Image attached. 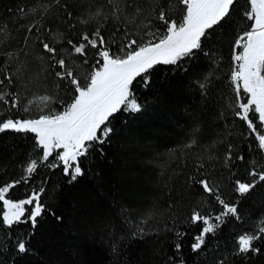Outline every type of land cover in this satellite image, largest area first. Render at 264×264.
Segmentation results:
<instances>
[{
  "label": "trees",
  "instance_id": "trees-1",
  "mask_svg": "<svg viewBox=\"0 0 264 264\" xmlns=\"http://www.w3.org/2000/svg\"><path fill=\"white\" fill-rule=\"evenodd\" d=\"M84 3L85 0H61V5L66 4L67 10L78 18ZM143 3L153 7L163 5L172 18H181L183 6L179 0H143ZM43 5L48 6L47 13ZM247 7V0H237L229 23L210 30L202 40L203 50L195 56L175 66H156L149 74L147 86L140 78L134 82V95L143 110L136 114L122 110L112 118L110 126L114 131L109 141L103 146L94 144L89 155L81 158L84 176L69 183L61 167L50 168L48 162H43L27 182L10 189L7 198L19 201L43 188L41 203L48 211L38 218L36 229L27 223L8 228L2 223L0 201V264H217L221 258H226L227 264H264V240L255 242L262 249L260 253L244 258L235 255L237 237L255 231V226L264 219V182L257 181V187L246 196H240L234 187L237 179L245 182L256 179L248 174L252 168L264 171V153L257 149L256 134L235 115L236 94L230 81L232 46L250 23L243 16ZM21 8L27 15L18 11ZM33 8L35 11H29ZM65 11L54 0H0V28L7 25L0 31V54L13 53L12 59L0 67V78L4 71L14 74L12 87L18 92L22 106L34 95L48 94L53 98L51 108L62 110L72 94L68 83L54 76L56 69L49 66L48 54L42 53L36 36L23 42L25 28L20 25L39 20L45 29H51L37 35L58 49H68L61 55L82 82L95 63V50H87L89 63L83 64V58L69 54L66 40L77 42L82 32L91 33L99 21L83 25L77 19L72 21L76 27L68 28ZM117 26L115 21L101 25L109 43L122 39L121 33L113 35ZM156 27L163 30L159 21L152 20L153 30ZM61 33L63 40L59 38ZM203 82L207 83L205 90L200 88ZM243 99L246 101L247 97ZM7 115L14 119L29 116L22 110L8 113L0 104V117ZM254 123L259 126L258 119ZM193 129L198 131L193 133ZM260 132L264 133V128ZM193 135L196 145L184 147ZM229 144L233 157L242 155L244 161L233 159L224 163ZM41 156L34 134L0 133V187L20 180L26 175L27 163L32 159L39 161ZM209 156L214 159L209 160ZM53 157L49 162L55 164ZM201 163L204 168H198ZM189 177L210 179L221 198L235 205L240 216V219L226 217L200 253L193 252L191 244L202 225L190 224L188 218L194 209L215 216L222 206ZM122 209L123 215L132 219L133 227L147 210L152 211L151 219L141 225L149 233L144 241L131 238L132 229L121 223ZM109 219L120 225L117 232L125 237L120 241L118 256L111 251L112 237L108 230L95 227ZM176 231L185 233L182 239L176 236ZM30 233L34 234L28 238L29 253L17 254L14 250L17 238ZM177 243L181 244L179 251L175 248Z\"/></svg>",
  "mask_w": 264,
  "mask_h": 264
},
{
  "label": "snow or ice",
  "instance_id": "snow-or-ice-1",
  "mask_svg": "<svg viewBox=\"0 0 264 264\" xmlns=\"http://www.w3.org/2000/svg\"><path fill=\"white\" fill-rule=\"evenodd\" d=\"M54 2L66 10L64 20L68 28L76 27L72 21L77 19L83 25L91 24L93 20L99 21L91 33L82 32L77 42L70 38L66 40V44L70 46L69 54L83 58V64L89 63L87 50L89 48L95 50V63L91 65V71L84 76L82 82L74 68L61 55V52L68 49H58L37 35L41 32H51V29H45L39 20L27 26L20 25L25 28L23 42L27 43L31 36H36L42 53L48 54L49 66L56 69L54 76L68 83V91L72 96L71 101L65 104L62 110L51 108L53 98L48 94L34 95L22 106L18 92L12 87L15 83L14 74L8 71L2 73L0 104L5 106L6 111L8 113L13 110H22L24 113L36 111L38 114L23 119H14L11 115L0 117V133L7 131L18 134L32 133L35 136L36 146L42 150L39 161L32 159L27 163L24 169L25 176L0 187V201L3 202L2 223L8 228L27 223L32 229H36L38 218L48 211L41 203L43 188L33 191L19 201L7 198L10 189L22 181L27 182L37 171L38 164L43 162H48L50 168L61 167L63 174L69 177V183L84 176L81 158L89 155L94 144L103 146L109 141L114 131L110 126L112 118L122 110L131 114L143 110V105L134 95V82L140 78L147 86L150 83L149 74L156 66H175L185 58L195 56L197 51H202V40L207 38L209 31L229 23L237 0H179V4L183 6L180 8L179 20L172 18L165 6H145L143 0H102V2L85 0L79 18L75 13L67 10L66 4L61 5V0ZM247 4L243 16L250 23L247 30L237 36L232 46L233 67L230 81L236 94L235 107L238 111L235 115L246 123L252 133L256 134L257 149L264 153V133L260 132V128H264V0H247ZM42 7L47 13L48 6ZM18 11L22 15H27L23 8ZM29 11H35V8ZM145 20L148 22L144 23ZM152 20L159 21L163 30L161 31V27L153 30ZM109 21L119 24L113 35L121 33V40L109 43L102 34L101 25ZM6 28L7 25H4L0 31ZM137 30L140 34L139 39ZM59 38L63 40L62 33L59 34ZM0 55L3 56V59H0V67H4L7 61L12 59L13 53ZM56 87L59 88L60 85ZM200 88L205 90L207 83H200ZM243 96L247 97L246 101ZM256 119L259 120V126L254 123ZM196 131L198 129H193V133ZM196 143L197 139L193 135L184 147L192 148ZM99 151L102 153L103 148ZM54 152L56 155L53 157ZM50 157L58 160L59 164L49 162ZM208 159L212 160L214 157L209 156ZM233 159L244 161L245 158L242 155L234 158L232 146L229 144L224 163L228 164ZM252 164L255 165L256 161L253 160ZM198 168H204V164H199ZM248 174L256 179L252 182L240 179L235 181V191L240 196L252 192L257 187V181L264 182V171L254 167ZM189 179L198 184L204 193L214 196L216 202L222 206V210L215 216L211 212L203 214L194 209L188 218V223L202 225L191 244L192 251L200 253L207 248L209 237L214 236L226 222V217L240 219V216L235 205L226 203L221 198L218 187L210 179L207 177L199 179L189 177ZM26 206H31L30 210L26 209ZM123 212L122 209L121 223L132 229L131 238L144 241L149 233L141 225L151 219L152 211L147 210L144 218L135 223L134 227L132 219L123 215ZM56 218L61 219L58 216ZM95 227L108 230V235L112 237L111 251L118 256L120 241L125 238L117 232L120 225L109 219L98 222ZM32 234L34 233L17 238L14 248L17 254L29 253L28 238ZM184 235L185 233L176 231L177 237L182 239ZM261 240H264V219L255 226V231L245 232L237 237L235 255L244 258L260 253L262 249L257 247L255 242ZM175 248L179 251L181 244H175ZM217 264H227L226 258L219 259Z\"/></svg>",
  "mask_w": 264,
  "mask_h": 264
},
{
  "label": "rangeland",
  "instance_id": "rangeland-1",
  "mask_svg": "<svg viewBox=\"0 0 264 264\" xmlns=\"http://www.w3.org/2000/svg\"><path fill=\"white\" fill-rule=\"evenodd\" d=\"M161 31H162V29H161ZM145 39H147V37H146ZM88 73H89V72H87L86 75H87ZM86 75H85V76H86ZM52 104H53V102L51 103V105H52ZM28 114L30 115L31 113H28ZM32 114H33V116H34V115L38 114V112L33 111ZM53 161L55 162V164H59V161H58V160H53ZM28 207H29V206H28ZM26 209H27V206H26ZM29 210H30V208H29ZM26 214H27V212H26Z\"/></svg>",
  "mask_w": 264,
  "mask_h": 264
}]
</instances>
